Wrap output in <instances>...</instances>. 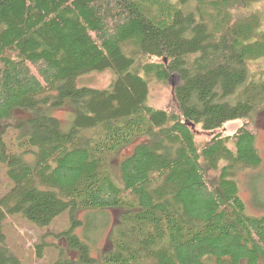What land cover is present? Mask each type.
I'll return each mask as SVG.
<instances>
[{
	"label": "trees",
	"instance_id": "16d2710c",
	"mask_svg": "<svg viewBox=\"0 0 264 264\" xmlns=\"http://www.w3.org/2000/svg\"><path fill=\"white\" fill-rule=\"evenodd\" d=\"M105 71L108 88L76 86ZM140 73L176 76L178 110L148 107ZM66 101L68 132L51 114ZM263 107L264 0H0V164L11 184L0 264H21L3 244L8 215L47 227L64 212L58 236L77 259L53 264H264V216L246 215L237 183L261 165L245 121ZM15 110L33 117L14 125L13 150L1 137ZM237 120L228 136L192 133ZM132 145L119 186L110 162ZM110 210L120 214L109 250L94 259L76 216ZM98 219L101 235L109 219Z\"/></svg>",
	"mask_w": 264,
	"mask_h": 264
},
{
	"label": "rangeland",
	"instance_id": "374dc122",
	"mask_svg": "<svg viewBox=\"0 0 264 264\" xmlns=\"http://www.w3.org/2000/svg\"><path fill=\"white\" fill-rule=\"evenodd\" d=\"M153 61L159 63L161 59L152 58ZM140 76L148 84V96L146 105L148 107L167 110L174 112L178 110L177 102L174 97V86L178 83V78L172 76L166 82H159L154 75H146L140 73ZM115 75L111 71L93 72L76 78V86L78 88H90L94 90H104L108 88ZM71 104L66 101L64 107L55 110L51 113L56 118L61 126L62 131L68 132L71 127ZM33 115L22 110L14 111L13 122L8 123L2 134V141L16 149V139L19 136V130L14 127L25 118H32ZM250 125V128L255 131V147L261 158V165L256 170H243L238 175V196L245 204L246 215L251 217L264 216V107L259 110L254 117L245 121ZM244 121L237 120L225 123L222 128L214 131L204 132L199 126H194L192 133L198 143L206 142L211 139L215 134L220 133L222 136H228L234 133ZM0 131H3L0 128ZM135 146V145H134ZM134 146L120 150L110 162V170L114 176L115 182L120 186L119 179V164L126 157L132 154ZM231 148V145L228 144ZM30 160V157H27ZM33 158H31V161ZM6 166L0 164V197L11 188L10 182L6 177ZM211 180H215L217 172H207ZM90 211V210H88ZM87 211L77 213V219L82 223L75 230V235L87 243L91 247L90 256L94 259H99L101 255L109 250V243L107 241V234L110 228L117 223V217L120 211H107L103 213H93L95 217L87 218ZM105 216L109 219V223L104 232L100 235L99 226L95 229L98 221ZM86 217V218H85ZM70 226L69 213L64 212L58 216L47 227H38L31 222L27 221L21 215H8L2 228L5 236L3 241L7 253L13 257L18 258L21 264H53L58 258L75 260L77 253L69 249L63 238L58 236L61 232L67 230ZM38 246V247H36ZM97 249L99 251H97ZM98 264V263H96ZM242 264H244L242 262Z\"/></svg>",
	"mask_w": 264,
	"mask_h": 264
}]
</instances>
